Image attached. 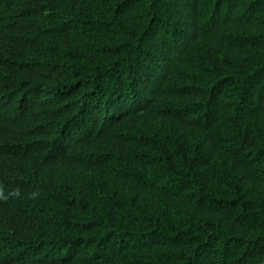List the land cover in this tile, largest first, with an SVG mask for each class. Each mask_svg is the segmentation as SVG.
<instances>
[{"label": "trees", "instance_id": "16d2710c", "mask_svg": "<svg viewBox=\"0 0 264 264\" xmlns=\"http://www.w3.org/2000/svg\"><path fill=\"white\" fill-rule=\"evenodd\" d=\"M0 264H264V0H0Z\"/></svg>", "mask_w": 264, "mask_h": 264}]
</instances>
